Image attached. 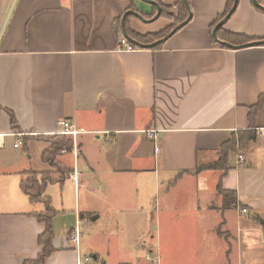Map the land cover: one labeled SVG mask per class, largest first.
Returning <instances> with one entry per match:
<instances>
[{
    "label": "crops",
    "instance_id": "crops-1",
    "mask_svg": "<svg viewBox=\"0 0 264 264\" xmlns=\"http://www.w3.org/2000/svg\"><path fill=\"white\" fill-rule=\"evenodd\" d=\"M188 2V24L160 48L125 53L117 46L126 21L139 36L171 22L132 15L123 29L128 11L155 16L139 0H0V264H22L40 251L44 228L36 214L44 205L31 203L20 185L24 174L51 171L41 156L60 120L82 133L58 157L71 172L45 188L57 212L55 251L45 264H77L78 255L96 263L99 251L82 242L76 248L69 234L77 222L101 216H114L138 251L152 226L151 239L179 244L180 264H259L257 249L264 264V43L242 46L264 42V9L238 0L222 31L249 41L228 48L211 36L227 0ZM151 130L158 154L146 135ZM243 132L251 134L247 146L228 151L225 170H198L222 161V148ZM218 184L235 194L234 207L223 206ZM81 196L94 198L97 208L87 211Z\"/></svg>",
    "mask_w": 264,
    "mask_h": 264
},
{
    "label": "trees",
    "instance_id": "trees-1",
    "mask_svg": "<svg viewBox=\"0 0 264 264\" xmlns=\"http://www.w3.org/2000/svg\"><path fill=\"white\" fill-rule=\"evenodd\" d=\"M162 9V13L160 18H166L171 22V25L163 29V31L154 34V35H148V36H139L138 34L132 32L129 30L127 21L125 23L126 25V32L130 39L137 40L139 43L143 45H148L151 43H154L156 41H160L164 39V37L168 36L177 26H179V23L183 22L187 19L189 12L188 9L185 7V4L183 0H177L176 4L173 7H168L162 5L160 0H154ZM234 3V0H227L226 4V10L225 13L219 17L213 24V28L218 24L220 20H222L225 15L231 10L232 5ZM155 9V8H154ZM156 11V9H155ZM176 12V15L174 16L172 13ZM212 28V29H213ZM217 38H219L223 42H227L231 45H239L243 42L249 41L247 38L243 36H235L232 34H229L227 32H223L222 28L218 29L217 31ZM162 46V44H159L155 46L153 49H158ZM261 99L255 107H252L249 110V120L252 121L253 116L255 115V112L258 110V108L261 105ZM10 121L11 124L15 126V121L13 116L10 114ZM251 134L243 132L239 133L237 138H234L232 141L228 142L223 148H222V161L216 162L213 164L203 165L198 168V170H214V169H221L225 170V159L226 154L229 150L232 151H239L244 150L246 145L247 139H249ZM49 143V147L44 150L41 161L43 163H46L48 166H50L52 169L56 170L55 176H53V173L48 172L40 175V179L37 180L36 176L39 174L29 172L27 174H24V179L21 181V190L24 193L26 197H28L29 201L31 203H40L44 205V211L43 213L36 214V218L38 222L42 225L44 228V231L41 235L37 238V243L40 247V251L35 259H31L28 261H24L22 264H45L47 257L50 256L52 253H54L55 249L53 247V227H52V220L57 215V212L53 210L51 207V199L47 196H44L45 188L47 185L52 183H58L62 184L65 179V177L71 172L67 167L62 165L58 162V157L61 154L62 150L66 151H72V139L69 137H66L64 135L59 136H53L46 140ZM197 170V171H198ZM33 177V178H32ZM217 191L219 194L223 197V206L227 209H230V207H234L236 205L235 200V194L233 192H225L222 191L220 185L217 186Z\"/></svg>",
    "mask_w": 264,
    "mask_h": 264
},
{
    "label": "rangeland",
    "instance_id": "rangeland-1",
    "mask_svg": "<svg viewBox=\"0 0 264 264\" xmlns=\"http://www.w3.org/2000/svg\"><path fill=\"white\" fill-rule=\"evenodd\" d=\"M41 147V146H40ZM51 168V167H50ZM52 173H56L55 169L51 168ZM48 173V172H46ZM37 174V173H36ZM33 178V177H32ZM36 179H40V175L36 176ZM68 196V197H67ZM219 196V195H218ZM56 204L61 203V196L59 194L54 195ZM58 197V198H57ZM159 196L155 198L158 199ZM70 200L65 205L67 208H72V196L66 195V200ZM220 200H217V202ZM86 203L87 211L95 210L97 208L94 198H88L85 200L81 196V204ZM153 211L155 212L154 206ZM80 242H82L87 248L96 249L99 251V258L96 264H103V260H106L108 264H180L182 254L178 252V243H168L164 239L150 236L153 232L151 226L137 243L144 248L135 250L134 246L127 240V232L125 230L118 231L114 225V216H101L100 219L91 221L88 219L87 224H81L80 226ZM255 259L259 264H262L261 250H255ZM210 256V255H208ZM213 258L216 256H212ZM195 261L197 258H189L188 260ZM206 259L203 257L201 260Z\"/></svg>",
    "mask_w": 264,
    "mask_h": 264
},
{
    "label": "built area",
    "instance_id": "built-area-1",
    "mask_svg": "<svg viewBox=\"0 0 264 264\" xmlns=\"http://www.w3.org/2000/svg\"><path fill=\"white\" fill-rule=\"evenodd\" d=\"M139 50L137 46L134 44L132 45L129 41H127L126 38H120L119 43L117 46V52H125V53H133L134 51ZM58 125L60 127V130L57 132L56 135H64L66 137H69L72 139L73 144L76 142V139L79 135H81L82 130L79 129L76 126L75 122L66 121V120H60L58 122ZM147 138L149 140H152L154 143L155 153L158 154L160 147L158 146V132L156 130L146 131ZM13 136L21 137L20 134H13ZM21 145V142L17 140V142L14 144V147H18ZM61 153H66V150H62ZM73 153L76 154L75 147L73 148ZM239 161H243L241 157H238ZM78 173L77 171H74V173L69 177L71 181L74 182L76 185L78 183L77 180ZM247 212L246 209L240 210L241 215H245ZM84 223V221L77 222V225L75 226V229L69 234V240L72 242L75 247L77 248L80 245V224ZM264 247V244H263ZM77 264H96L95 261L90 256H79Z\"/></svg>",
    "mask_w": 264,
    "mask_h": 264
},
{
    "label": "water",
    "instance_id": "water-1",
    "mask_svg": "<svg viewBox=\"0 0 264 264\" xmlns=\"http://www.w3.org/2000/svg\"><path fill=\"white\" fill-rule=\"evenodd\" d=\"M139 1H141V2H143L145 4H150L151 6H153L156 9L155 16L153 18H151V19L145 20L140 13L135 12L133 10L132 11H128L127 13L124 14V16L121 19V25H122V28L123 29H124V26H125L124 25V21H125V19H126L127 16H132L133 15V16H135L136 18H138L143 23L152 22V21H155L158 18H160L161 13H162V9L160 8V6L154 0H139ZM183 2L185 4V7L188 9L189 15H188L187 19L184 20L183 22L179 23V26H177L168 36L174 34L180 28H182L183 26H185L186 24H188V22H189V20L191 18L190 8H189V2H188V0H183ZM252 3H253L254 6H257V7L261 8V9H264L262 6L259 5V3H258L257 0H252ZM237 5H238V0H234V3L232 5L231 10L225 15V17L222 20H220L218 22V24L214 27V29L211 32L212 38H214V40L217 43H219L220 45H222L224 47L226 46L228 48H235V46L227 43L226 41L225 42L221 41L219 38H217V35L216 34H217L218 29L222 28V26L225 24V21L228 18H230L235 13V11L238 8ZM168 36L164 37V39H162L160 41H156V42L151 43V44H148V45H142V44L138 43L136 40H131L128 37V35L126 34V32H124V37L127 39V41H129L130 43L136 45L137 47L143 48V49H145V48H147V49L153 48V47H155V46L163 43ZM261 43H264V42L247 43V44H244L242 46L243 47H252V46H255L256 44H261Z\"/></svg>",
    "mask_w": 264,
    "mask_h": 264
}]
</instances>
